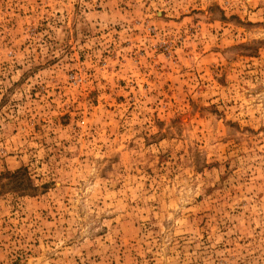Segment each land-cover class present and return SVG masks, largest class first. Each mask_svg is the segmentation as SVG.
<instances>
[{"label": "rangeland", "instance_id": "374dc122", "mask_svg": "<svg viewBox=\"0 0 264 264\" xmlns=\"http://www.w3.org/2000/svg\"><path fill=\"white\" fill-rule=\"evenodd\" d=\"M0 264H264V0H0Z\"/></svg>", "mask_w": 264, "mask_h": 264}]
</instances>
